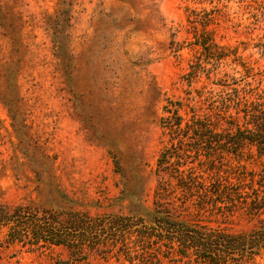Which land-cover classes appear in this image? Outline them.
Instances as JSON below:
<instances>
[{
	"label": "rangeland",
	"instance_id": "374dc122",
	"mask_svg": "<svg viewBox=\"0 0 264 264\" xmlns=\"http://www.w3.org/2000/svg\"><path fill=\"white\" fill-rule=\"evenodd\" d=\"M194 12L212 22L202 27ZM203 31L231 53L188 86ZM224 73L264 89V0H0V204L143 217L166 141L165 100L202 86L217 93ZM200 220L234 232L256 225L240 214ZM5 232L0 264H114L8 245Z\"/></svg>",
	"mask_w": 264,
	"mask_h": 264
},
{
	"label": "trees",
	"instance_id": "16d2710c",
	"mask_svg": "<svg viewBox=\"0 0 264 264\" xmlns=\"http://www.w3.org/2000/svg\"><path fill=\"white\" fill-rule=\"evenodd\" d=\"M193 16L202 27L212 22L207 13ZM194 44L201 58L185 76L188 86L201 72L208 81L213 67L231 53L205 31ZM241 67L245 78L254 79L252 68ZM223 78L214 83L221 88L217 93L202 86L184 99L165 100L159 126L166 141L156 158L150 212L38 214L0 204L5 243L31 251L63 247L78 262L92 254L114 264H264V89L240 86L226 73ZM204 214L224 219L240 214L256 225L234 232L200 220Z\"/></svg>",
	"mask_w": 264,
	"mask_h": 264
}]
</instances>
